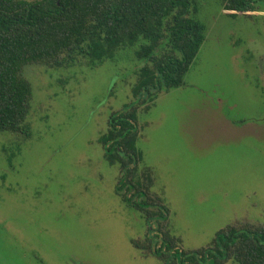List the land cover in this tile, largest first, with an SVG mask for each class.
<instances>
[{"label":"rangeland","instance_id":"obj_1","mask_svg":"<svg viewBox=\"0 0 264 264\" xmlns=\"http://www.w3.org/2000/svg\"><path fill=\"white\" fill-rule=\"evenodd\" d=\"M255 1V15L235 17L225 0H197L206 38L184 85L136 105L137 179L153 172L147 191L169 209L180 251L229 224L264 223V0ZM135 49L98 66H26L32 134L0 130V264H166L148 250L159 218L149 224L118 194L121 164L100 141L134 101L145 64Z\"/></svg>","mask_w":264,"mask_h":264},{"label":"trees","instance_id":"obj_2","mask_svg":"<svg viewBox=\"0 0 264 264\" xmlns=\"http://www.w3.org/2000/svg\"><path fill=\"white\" fill-rule=\"evenodd\" d=\"M255 2L225 0V11L253 16ZM197 9V0H0V130L32 134L33 86L26 66L60 67L78 58L98 66L121 48L136 47L145 64L133 88L134 101L112 114L100 141L108 162L121 164L118 194L143 212L149 224L155 217L161 222V235L151 236L149 226L148 250L166 264H264V223L252 221L229 224L207 246L180 251L182 240L167 228L169 209L160 196H149L153 172L147 168L144 180L137 179L142 157L136 147V105L143 94L154 100L157 93L184 85L206 38ZM132 243L146 248L137 239Z\"/></svg>","mask_w":264,"mask_h":264}]
</instances>
